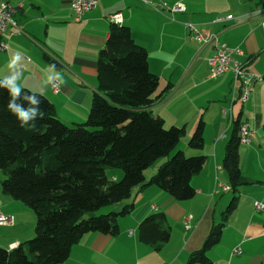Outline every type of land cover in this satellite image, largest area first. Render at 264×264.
Segmentation results:
<instances>
[{
  "label": "crops",
  "instance_id": "obj_1",
  "mask_svg": "<svg viewBox=\"0 0 264 264\" xmlns=\"http://www.w3.org/2000/svg\"><path fill=\"white\" fill-rule=\"evenodd\" d=\"M163 1L167 6L182 2L185 10L158 11L141 0H96L75 21L68 0H0L20 5L12 19L23 30L2 36L6 48L0 50L1 78L18 74L16 84L44 95L62 122H84L97 91V59L108 35L109 18L119 14V24L128 26L133 40L146 49L149 70L158 76L151 112L166 127L184 126L183 142L177 146L184 154L205 157L202 169L191 179V198L178 201L156 185H146L157 165L145 173V185L133 187L128 199L106 209L118 213L132 204L129 213L118 217V233L83 235L59 264H187L211 228L222 222L219 241L206 250L211 264H264V209L256 211L253 206L255 201L264 205V81L255 82L242 102L240 83L233 79L231 69L216 79L208 77L213 42L191 39L185 25L193 23L200 30L216 33L220 42L240 49L232 58L262 77L264 15L260 10L264 0ZM227 14L232 20L214 22L215 17ZM16 55L20 60L10 67ZM51 80L59 83L56 93L49 87ZM200 121L203 146L194 150L188 140ZM236 121L247 123L250 130V142L238 146L239 169L250 183L234 192L230 187L223 190L229 178L222 163ZM106 175L119 180L122 172L107 170ZM3 178L0 170V210L12 223L0 226V247L10 249L34 236L36 217L29 207L2 191ZM234 195L235 208L223 221L222 212ZM157 211L166 215L170 237L154 249L139 240L138 224ZM185 215H191L188 231L182 225ZM235 247L240 254H232Z\"/></svg>",
  "mask_w": 264,
  "mask_h": 264
},
{
  "label": "trees",
  "instance_id": "obj_2",
  "mask_svg": "<svg viewBox=\"0 0 264 264\" xmlns=\"http://www.w3.org/2000/svg\"><path fill=\"white\" fill-rule=\"evenodd\" d=\"M96 77L97 91L87 118L73 125L57 117L44 95L21 87V98L16 102L25 109H38L36 118L24 126L7 108L11 97L5 79L0 77L1 188L36 217L33 237L14 248L0 247V264H59L83 235H116L118 217L129 213L132 204L118 213L103 209L128 199L132 188L144 183L145 171L161 158L166 159L146 185H156L178 201L194 195L191 179L202 169L205 157L185 156L181 150L169 156L185 135V128L166 127L164 120L151 112L158 76L149 70L147 51L133 40L128 26L110 23L99 51ZM24 94H34L40 103L30 104L23 99ZM40 110L45 112L43 119ZM239 124H234L222 163L234 192L250 183L238 165ZM188 146L202 148L201 121ZM109 169L121 170V178H108ZM236 200L234 195L222 212L223 221L233 212ZM223 225L211 228L187 264L212 263L206 250L219 241ZM169 237L170 227L162 211L145 216L138 224L139 240L154 249Z\"/></svg>",
  "mask_w": 264,
  "mask_h": 264
},
{
  "label": "built area",
  "instance_id": "obj_3",
  "mask_svg": "<svg viewBox=\"0 0 264 264\" xmlns=\"http://www.w3.org/2000/svg\"><path fill=\"white\" fill-rule=\"evenodd\" d=\"M141 1L158 11L167 10L170 13H176L183 12L185 10V6L182 2H175L174 4L167 6L163 0ZM68 3L74 14V20L80 21L82 16L95 6L96 0H68ZM18 9H20V5L12 6L7 2H0V50H4L6 48L5 43L2 40L3 35L12 36L23 33L22 28L12 19L14 12ZM260 11L264 15V6ZM109 19L114 23L121 22L119 14H113ZM229 20H232V16L227 14L215 17L214 22H224ZM185 25L191 39L201 41L203 43L213 42L214 52L207 60L208 77L216 79L222 76L228 69H231L233 72V79L240 83V100L242 102L246 101L253 90L254 83L262 80V77L254 74L243 64L232 58L233 53H241L240 49L229 48L225 43L220 42L217 39L216 33L210 32L209 30H200L193 23L187 22ZM261 30L264 36V19L261 22ZM49 87L52 92L56 93L59 90V83L56 80H51L49 82ZM238 136L240 143L247 144L250 142V130L247 123L241 122L239 124ZM217 169L221 170V167H217ZM226 189H229V186H223V190ZM253 206L256 211H262L264 209V205L258 201H255ZM11 223V218L0 210V226H7ZM182 225L184 230H190L192 227L191 215H185L182 218ZM240 252L241 250L239 247H235L232 250V254H240Z\"/></svg>",
  "mask_w": 264,
  "mask_h": 264
},
{
  "label": "clouds",
  "instance_id": "obj_4",
  "mask_svg": "<svg viewBox=\"0 0 264 264\" xmlns=\"http://www.w3.org/2000/svg\"><path fill=\"white\" fill-rule=\"evenodd\" d=\"M20 60L19 55H16L10 61V67L15 66L16 63ZM18 79V74L12 75L11 77L5 80V85L8 88V93L11 99L8 102L7 108L11 114H13L18 121H20L21 126L28 124L29 121H32L36 118L38 114L37 108L29 107L25 109L21 104L17 103V99L21 98V87L16 84V80ZM24 100H27L30 104L38 105L40 101H38L34 94H24ZM39 115L41 119L44 118L45 112L44 110L39 111ZM31 127H35V125H31Z\"/></svg>",
  "mask_w": 264,
  "mask_h": 264
},
{
  "label": "rangeland",
  "instance_id": "obj_5",
  "mask_svg": "<svg viewBox=\"0 0 264 264\" xmlns=\"http://www.w3.org/2000/svg\"><path fill=\"white\" fill-rule=\"evenodd\" d=\"M182 142H183V137L180 139V141L178 142V145L177 146H181V144H182ZM180 150V148L179 147H176V149L174 150V151H172L171 152V154L169 155V156H171V155H173L176 151H179ZM185 156H192V155H188V154H184ZM166 158H161V159H159L155 164H153L151 167H149L146 171H145V173L146 172H148L149 170H151L152 168H154L155 166H157V165H159L160 163H162L164 160H165ZM109 170H119V169H109ZM121 171V170H120ZM122 172V171H121ZM107 208H105V209H103V212H105V210H106ZM33 212V211H32ZM34 213V212H33ZM33 237V236H32ZM30 239V238H29Z\"/></svg>",
  "mask_w": 264,
  "mask_h": 264
}]
</instances>
